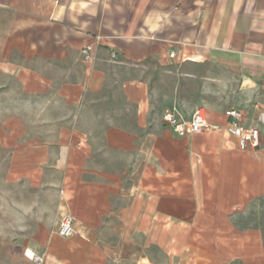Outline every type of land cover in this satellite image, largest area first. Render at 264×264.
I'll use <instances>...</instances> for the list:
<instances>
[{"label":"crops","instance_id":"1","mask_svg":"<svg viewBox=\"0 0 264 264\" xmlns=\"http://www.w3.org/2000/svg\"><path fill=\"white\" fill-rule=\"evenodd\" d=\"M260 111L264 0H0V258L264 264Z\"/></svg>","mask_w":264,"mask_h":264},{"label":"built area","instance_id":"2","mask_svg":"<svg viewBox=\"0 0 264 264\" xmlns=\"http://www.w3.org/2000/svg\"><path fill=\"white\" fill-rule=\"evenodd\" d=\"M89 47L82 48V53L85 59H89ZM114 56V53H112ZM173 56V53H170ZM226 115L230 118L228 125L224 131L234 135L240 139L245 145L255 147L259 142V128L257 126L244 127L240 124L241 113L237 110L231 109L226 111ZM163 120L170 127V129L177 135L183 136L187 134L203 133L215 130L217 127L207 122L200 114L192 115L190 120L181 119L175 111H166L163 115ZM258 122L264 124V111L258 114ZM73 217L70 214H65L60 220L58 234L64 237L70 236L74 232ZM37 264H41L42 258L38 255H29Z\"/></svg>","mask_w":264,"mask_h":264},{"label":"rangeland","instance_id":"3","mask_svg":"<svg viewBox=\"0 0 264 264\" xmlns=\"http://www.w3.org/2000/svg\"><path fill=\"white\" fill-rule=\"evenodd\" d=\"M248 217L251 221H247V223L259 227L264 234V201L253 204L249 209ZM31 261L33 264H37L33 258ZM0 264H15V262L10 258H0Z\"/></svg>","mask_w":264,"mask_h":264},{"label":"bare ground","instance_id":"4","mask_svg":"<svg viewBox=\"0 0 264 264\" xmlns=\"http://www.w3.org/2000/svg\"><path fill=\"white\" fill-rule=\"evenodd\" d=\"M27 254H28V255H31L32 253H31V251L28 250V251H27Z\"/></svg>","mask_w":264,"mask_h":264}]
</instances>
